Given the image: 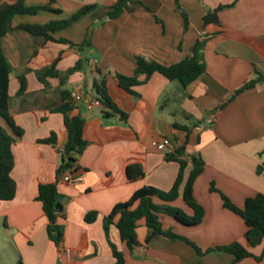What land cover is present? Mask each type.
I'll return each instance as SVG.
<instances>
[{
	"label": "crops",
	"instance_id": "crops-1",
	"mask_svg": "<svg viewBox=\"0 0 264 264\" xmlns=\"http://www.w3.org/2000/svg\"><path fill=\"white\" fill-rule=\"evenodd\" d=\"M130 1L132 4H126L114 20H106V15L116 0H55L50 5L54 11L14 19L15 25L46 24L68 18L85 5H96L67 29L50 33L54 39L70 43L45 42L43 37L15 29L1 39L2 51L16 73L26 68L29 72L22 97L16 96L19 84L15 73L8 85V112L23 130V137L12 147L11 177L16 195L11 201L0 202V234L8 238L22 264H115L112 248L122 254L124 264H232L233 257L227 253L199 255L184 241L158 236L144 244L148 233L144 221L136 230L140 245L131 251L120 241L115 227L105 236L103 217L117 203L127 201L145 186L161 191L172 187L179 165L167 161L166 152L157 150L156 145L170 138L178 147L186 139L185 178L191 169L190 156H199L204 162L193 185L204 216L197 226H184L162 216L163 227L202 252L240 242L254 256H260L262 246L250 248L244 240L243 220L225 209L219 193L210 188L238 207L248 198L264 195V171L257 173L264 165V80L232 97L244 83L264 76V0ZM234 2L233 7L218 13L220 26L203 27L207 10ZM48 4L49 0L26 3ZM183 15L187 17L186 28ZM199 37L206 40L205 72L186 88L157 73L131 92L118 86L114 75L132 76L136 58L169 66L188 56ZM86 38L90 46L78 48ZM58 56L60 72L82 62V69L71 74L64 86L74 99L71 114H80L85 120L83 139L88 142L78 160L79 181L75 184L56 180L59 151L67 139L62 115L50 113L62 101L59 80L49 79L50 89L44 91L34 74ZM139 79L143 81L145 76ZM101 81L125 119L104 117L101 108L86 107L87 99L97 97L94 85ZM210 115H215V121L207 126ZM175 124L187 128L188 134ZM200 124L205 126L203 130H198ZM52 133L55 145L37 143ZM133 166L142 169V178L132 179L137 173L134 168L131 178L128 176L127 168ZM55 182L63 196L58 224L63 230L61 247L71 253L68 259L48 239L47 220L36 201L39 184ZM171 206L192 214L181 198ZM89 212L97 213L90 224L85 222ZM2 240L0 255L5 249ZM234 264H264V259L247 258Z\"/></svg>",
	"mask_w": 264,
	"mask_h": 264
},
{
	"label": "trees",
	"instance_id": "trees-1",
	"mask_svg": "<svg viewBox=\"0 0 264 264\" xmlns=\"http://www.w3.org/2000/svg\"><path fill=\"white\" fill-rule=\"evenodd\" d=\"M28 0H5L0 2V41L12 30L24 31L32 36L43 37L45 42L70 43L67 40L54 39L50 33L64 30L73 25L75 22L83 18L96 8V5H85L68 18L50 21L46 24H14L16 16H36L43 11H54L50 5L55 0H49L48 5L27 6ZM236 2V1H235ZM231 5L218 6L213 10H207L202 17L203 27L220 26L218 13L224 9L233 7ZM126 4H132L130 0H116L106 15V20H114L121 16ZM60 12L59 10H55ZM184 17V27L187 26V17ZM184 28V29H185ZM206 43L205 38L199 37L190 49L189 55L178 63L166 66L154 61H145L142 58H136V68L132 76L115 74L114 78L118 82V86L126 92H131L135 86H139L145 82L152 74L157 73L169 82H177L182 88H186L196 81L205 72L203 49ZM71 45V44H70ZM90 39L78 45V48L89 47ZM61 60L58 56L50 65L34 71L36 79L43 85L44 91L50 89L49 79H58L61 87V104L52 109L50 113L60 114L63 117V124L66 129L67 139L63 148L59 151L60 165L56 171V180L68 170L73 173L79 171L78 160L82 155L88 142L83 139L84 118L80 115H72L74 110L73 97L71 93L64 88L68 77L82 69V62H77L73 67L65 72L57 70V65ZM29 69H24L20 73L16 70L5 57L0 43V202H7L14 199L16 195V184L11 177L14 167V156L12 147L16 141L23 137V130L19 128L8 112V85L11 76L15 73L19 84L16 93L17 97H22L27 90L26 74ZM144 75L145 79L140 80V76ZM264 80V76L257 75L256 78L244 83L232 97L242 91L254 87ZM96 98L101 103V111L104 117L118 116L125 119V114L116 106L108 95L104 81L94 85ZM178 130L187 132L185 127L174 125ZM38 144L55 145L56 137L52 133L49 137L37 141ZM186 143L175 148L174 152L166 154L167 161L176 162L179 165L177 177L168 191H161L151 186H145L136 190L131 197L121 203H117L112 210L103 217V229L105 236L108 237L111 227H115L118 231L120 241L131 251L140 245L136 230L138 223L144 221L148 233L145 237L144 244H148L153 238L162 236L174 241H184L192 246L199 255L210 252H224L233 257L232 264L238 263L247 258H253L257 262L264 259V195L257 194L253 198L245 200L243 207L233 204L224 194L217 191L213 186L210 190L218 192L222 205L225 209L239 216L246 227L244 240L250 248L262 246L260 256H254L240 242H233L226 246L216 247L202 252L195 244L188 239L175 234L170 229H165L162 225V216H167L184 226H197L202 222L204 210L196 201L193 195V185L195 180L202 174L204 162L199 156H190L189 162L191 169L186 178L185 170L188 166L186 159ZM132 168L137 170L136 175L132 179L142 178L143 172L139 166L127 168L128 176L131 178ZM264 171V165L258 167L257 173ZM56 183L39 184L37 189L36 201L42 205V211L47 220L46 233L48 239L56 246L61 248L63 240V230L58 224V218L63 211V196L58 192ZM178 198L182 199L183 204L191 211V215H187L182 210L171 206ZM158 202V203H156ZM97 213L89 212L85 216V222L90 224L96 220ZM113 249V257L115 264H124L123 256L120 252ZM19 264H22L19 262Z\"/></svg>",
	"mask_w": 264,
	"mask_h": 264
},
{
	"label": "built area",
	"instance_id": "built-area-1",
	"mask_svg": "<svg viewBox=\"0 0 264 264\" xmlns=\"http://www.w3.org/2000/svg\"><path fill=\"white\" fill-rule=\"evenodd\" d=\"M86 107L90 110L93 108H100L101 103L97 98H89L85 102ZM215 121V115H210L207 119V126H211ZM205 126L203 124L198 125V130H203ZM157 150L164 151L166 154L174 152L176 145L174 141L170 138H163L160 143L156 145ZM62 182L75 184L79 181V176L77 173H73L71 170L66 171L60 178ZM60 254L66 257L67 259L70 258V251L64 248H59Z\"/></svg>",
	"mask_w": 264,
	"mask_h": 264
},
{
	"label": "rangeland",
	"instance_id": "rangeland-1",
	"mask_svg": "<svg viewBox=\"0 0 264 264\" xmlns=\"http://www.w3.org/2000/svg\"><path fill=\"white\" fill-rule=\"evenodd\" d=\"M42 0H28L26 3L27 4H40ZM21 18V17H20ZM5 235L2 237L0 234V238H3L1 242L2 248H7L6 250L2 249L1 250V255H0V264H19V256L17 252H14L12 245L8 242V238L4 239ZM6 240V242H5Z\"/></svg>",
	"mask_w": 264,
	"mask_h": 264
}]
</instances>
